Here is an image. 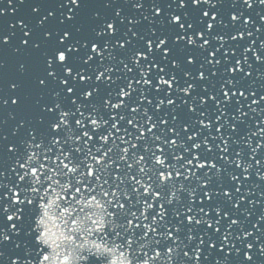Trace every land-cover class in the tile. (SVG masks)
Masks as SVG:
<instances>
[{
	"label": "snow or ice",
	"instance_id": "6c2138e0",
	"mask_svg": "<svg viewBox=\"0 0 264 264\" xmlns=\"http://www.w3.org/2000/svg\"><path fill=\"white\" fill-rule=\"evenodd\" d=\"M0 264H264V0H0Z\"/></svg>",
	"mask_w": 264,
	"mask_h": 264
}]
</instances>
